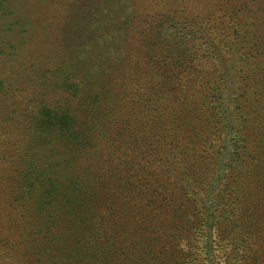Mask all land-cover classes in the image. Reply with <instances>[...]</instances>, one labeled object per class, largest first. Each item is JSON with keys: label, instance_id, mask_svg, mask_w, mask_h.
<instances>
[{"label": "rangeland", "instance_id": "374dc122", "mask_svg": "<svg viewBox=\"0 0 264 264\" xmlns=\"http://www.w3.org/2000/svg\"><path fill=\"white\" fill-rule=\"evenodd\" d=\"M172 3L3 0L7 12L26 17L33 36L15 62L0 64L9 70L8 79L2 75L6 69L0 72V227L6 223L0 236L6 232L18 238L22 226L9 211L22 192L43 179L34 177L40 169L48 170L58 188L65 176L81 183L93 172L91 191L77 193V204L91 201L94 213L101 218L106 213L108 221L101 227L120 234L126 246L115 262L105 248L104 264H179L175 248V259L161 252L182 232L180 212L190 217L215 215L213 200L223 192L227 195L235 184L237 191L216 201L215 207L227 210V215L244 191L253 194L246 207L249 213L228 243L237 260L224 263L212 241L199 264H264V188L252 193L249 184L236 181L233 168L212 158L215 149L183 155L149 129L165 114L196 121L182 112L180 94L192 87L205 93L204 87L209 90L215 80L226 83L238 70L227 62L218 34H205L191 20L189 9L171 19L152 12L174 14L179 9ZM201 98L205 97L195 98L191 108L201 107ZM202 103L207 106L205 99ZM44 106L76 120L73 131L57 136L37 129V120H42L38 111ZM214 106L219 112L226 110L225 104ZM102 122L106 127L99 132ZM134 232L138 237L131 236L128 250V233ZM12 242L5 248L16 249L11 261L31 264L22 249L25 241ZM5 251L0 248V255L6 256ZM2 259L0 264L9 261Z\"/></svg>", "mask_w": 264, "mask_h": 264}, {"label": "trees", "instance_id": "16d2710c", "mask_svg": "<svg viewBox=\"0 0 264 264\" xmlns=\"http://www.w3.org/2000/svg\"><path fill=\"white\" fill-rule=\"evenodd\" d=\"M171 1L175 9H179L174 10V14L159 10L152 12L171 19L176 13L181 16L185 8L189 9L186 12L191 20L199 23L205 34H218L228 52L227 62L238 70L232 73L228 82L215 80L209 90L204 87L205 93L192 87L187 93L180 94L179 104L185 108L182 112L194 115L196 121L185 122L184 119H174L173 114H165L161 117L162 121H152L149 129L161 141H166L170 148L178 147L183 155L187 154L183 151L193 153L215 149V154L210 157L217 162L224 161L228 169L233 168L232 175L238 178L236 181L242 179L255 193L264 188V0ZM2 3L3 0H0V64L6 66L16 61L21 54L18 52L24 53L29 47L33 33L26 17L7 12ZM3 69L6 68H0V72ZM8 71H2L4 78L8 79ZM202 96L207 106L201 98V107L191 108L193 100ZM216 103L225 104V112L215 110ZM151 108L148 110L153 112ZM40 113L42 120H37V129L43 128L58 136L73 131L76 126V120L60 109L44 106L38 111ZM105 123L99 124V132L106 127ZM103 139L108 140L106 133ZM107 156L108 152H105L104 157ZM102 171L103 168L100 169ZM57 173L58 178H63V173ZM91 176L93 172H89L87 179L81 183L65 176V183L58 188L48 170L40 169L34 177L43 179L22 192L9 211L17 215V225L22 226L18 229V238L15 240L13 235L4 232L0 236V248L5 251L9 242L17 243L19 240V245L25 241L22 249H26L25 256L32 259L31 264H104L105 248H108V256L111 255L113 262L118 255L124 256L126 246L122 236L101 227L108 221L107 214L101 218L94 213L91 201L83 199L77 204V193H90ZM51 181L54 183L48 185ZM230 183H235V179L231 178ZM229 189L227 195L236 192L237 186L233 184ZM244 193L239 198V205L227 215V210L215 207L219 199H229L225 192L216 201L213 200L215 215L204 216L205 213H202L199 216L196 213L195 217H190L180 212L179 230L182 232H178L166 249L164 246L161 254L175 259V254L171 253L175 248L177 263L199 264L203 256H208L209 244L213 241L215 248L222 253L224 263L235 262L238 254L228 243L234 237L236 225L249 213L246 207L253 197L249 191ZM183 201L189 203V200ZM190 203L198 205L191 199ZM5 224H1L0 232H3ZM132 235L138 237L135 232L128 233V250L134 241ZM15 251L13 246L5 251L8 253L6 256L0 255L3 262L9 260L4 264H14L11 260Z\"/></svg>", "mask_w": 264, "mask_h": 264}]
</instances>
